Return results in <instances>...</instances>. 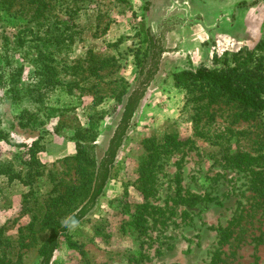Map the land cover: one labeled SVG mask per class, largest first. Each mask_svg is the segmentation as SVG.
Masks as SVG:
<instances>
[{"label":"rangeland","instance_id":"rangeland-1","mask_svg":"<svg viewBox=\"0 0 264 264\" xmlns=\"http://www.w3.org/2000/svg\"><path fill=\"white\" fill-rule=\"evenodd\" d=\"M46 1L38 22L26 16V0H14L9 11L0 1V71L9 75L8 60L22 67L19 85L25 87L37 80L38 64L52 62L62 82L44 103L33 102L24 91L21 96L27 98L16 101L9 85L0 88V127L8 138L26 144L41 139L44 145L37 154L41 166L27 168V148L0 140V231L16 238L30 221L35 197L46 202L82 183L75 131L89 126L92 106L100 101L97 109L105 116L94 128L96 142L105 147L123 108L116 96L123 85L129 90L137 84V55L146 49L151 34L166 38L167 31L179 27L135 113L112 179L90 215L70 231L73 243L61 239L51 264H209L214 254L218 264H264V218L257 193L250 189L249 172L231 168L225 160L229 153L264 154V114L246 118L241 106L223 96L213 102L196 94L194 98L175 86L173 78L175 72L200 64L218 67L216 55L255 46L264 37V0L246 6L241 4L253 0ZM192 17L194 29L220 34L223 44L231 39L246 42L233 50L207 51L200 62L198 51L182 50L188 24L184 22ZM209 37L203 49L213 43L214 37ZM92 55L109 60L98 74L90 66ZM166 134L191 141L158 157L155 192L145 198L138 188L144 140ZM27 174H33L32 183ZM176 181L183 195L191 192L204 200L192 208L175 202ZM145 201L157 210L151 209L147 230L139 233L129 222L135 206ZM240 214L244 219L236 230H242L241 237L235 241V232L221 243L218 227H227ZM260 235L262 242L257 243L253 238ZM38 251V245L22 249L20 264H37Z\"/></svg>","mask_w":264,"mask_h":264},{"label":"trees","instance_id":"trees-1","mask_svg":"<svg viewBox=\"0 0 264 264\" xmlns=\"http://www.w3.org/2000/svg\"><path fill=\"white\" fill-rule=\"evenodd\" d=\"M0 1L5 5L7 11L14 3V0ZM259 1L261 0H253L243 3L241 6L256 5ZM46 5V0H26V16L30 21H40V17H44ZM19 11L20 9H17L15 12ZM161 37L150 35L146 49L137 55L139 75L137 84L129 90L126 84L123 85L116 96L115 101L117 104L122 103L123 108L109 135L106 146L102 148L100 143L96 142L97 131L94 128L105 116L102 109H97L100 101H95L92 106L93 112L89 115V126L80 127L75 131L76 159L79 163L78 170L82 183L68 186L56 195L53 194L55 191L53 190L51 192L53 195L46 202L41 201L40 197H35L34 205L30 208L32 212L30 221L27 225L19 228L16 238H10L0 231V264L22 263V249L32 245H38L37 264H51L61 239L65 238L68 241L71 239L70 231L74 228L72 221L75 220L76 226H78L94 210L108 182L113 177L119 151L132 129L135 113L159 72L163 54L169 51L165 38ZM22 40L23 37H18V42ZM58 42L59 40L54 44L58 46ZM42 55L40 53L37 57L40 58ZM214 59L216 64H219L218 67L210 68L205 64H200L195 69H183L175 72L173 76L175 86L185 90L187 95L194 94V98L198 95L199 99H208V102L216 101L221 96L227 97L243 108L246 118H250L252 114H264V37L253 47H242L234 52H225L222 57L216 55ZM90 60L92 61L90 66L92 65L96 74H98V69L106 67L109 62L108 58H101L98 55H92ZM7 65L6 67L9 68L7 77L5 71H0V88L9 85L8 91L13 97H17L16 101L27 98L21 96L24 91L33 102L44 103L49 93L62 83L58 77L57 67L52 62H41L37 65L38 78L35 83L20 87L22 67L14 66L9 60ZM8 137V133L0 127V140L13 143ZM177 137V135L166 134L161 139L152 137L144 140L145 154L139 167L141 178L138 188L145 198L152 196L155 192L154 170L158 157L162 158L174 150H180L185 142L191 141L190 139L179 141ZM40 142L41 139H37L31 144L13 143L16 146L27 148L25 151V154L28 155V162H25L27 168L32 165L41 166L37 154L44 149V145ZM225 160L229 167L249 172L250 189L257 193L255 199L257 206L262 210L261 217L264 218V154L253 156L247 153H229ZM11 171L9 167L5 173L8 175ZM32 176L33 174H27L29 183L34 181ZM176 183L178 185L175 202L178 201V203L192 208L204 200L198 194L191 192L183 195V188L179 181ZM84 187H87L85 191ZM135 208L133 219L129 225L133 229H137L139 233H145L148 217L153 214L152 210L156 211L157 208L147 201L137 204ZM243 219L244 215L240 214L227 227H218L221 243L228 242L235 232L237 233L235 241L241 237L242 230H236V227ZM262 238L260 235L253 239L260 243ZM70 243L73 242L70 240ZM209 264H218L216 254Z\"/></svg>","mask_w":264,"mask_h":264},{"label":"crops","instance_id":"crops-1","mask_svg":"<svg viewBox=\"0 0 264 264\" xmlns=\"http://www.w3.org/2000/svg\"><path fill=\"white\" fill-rule=\"evenodd\" d=\"M196 22V20L192 17L189 18L187 20V22L184 23H188L186 24L184 29L185 32V40L183 42H185L184 47H182V50L188 51V52H193L196 53V51H198L196 54L198 55L200 62L205 61L206 57H207V51L208 54H210L211 51L216 50L218 51H222V50H233L236 49V47L238 46V44L241 43V46L244 45V43L246 42L245 40L243 42H238V40L235 39H231L227 44H223V39L221 38L222 36H220V34H216V32H213V34L208 33L206 30L203 29H199L196 30L194 29V23ZM216 25V21H212L209 22L208 26L211 28H214ZM206 27V26H205ZM184 28V27H183ZM175 30H169L167 31V35L165 38V43H166V47L169 49V51L172 48L171 45V41L172 39L175 37V31L176 34H178V32L180 31V28L175 27ZM186 30V31H185ZM182 31V30H181ZM214 37L213 43L211 44V46L209 45L208 50L206 48L203 49L205 44L210 43V37L209 36ZM223 45V46H222ZM168 53L165 52L164 54L166 55Z\"/></svg>","mask_w":264,"mask_h":264},{"label":"clouds","instance_id":"clouds-1","mask_svg":"<svg viewBox=\"0 0 264 264\" xmlns=\"http://www.w3.org/2000/svg\"><path fill=\"white\" fill-rule=\"evenodd\" d=\"M76 223H77V222H76L75 220H73V221H72V226L75 227V226H76Z\"/></svg>","mask_w":264,"mask_h":264}]
</instances>
